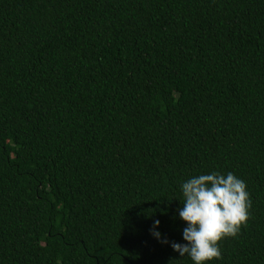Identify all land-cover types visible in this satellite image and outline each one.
I'll use <instances>...</instances> for the list:
<instances>
[{"label": "trees", "instance_id": "trees-1", "mask_svg": "<svg viewBox=\"0 0 264 264\" xmlns=\"http://www.w3.org/2000/svg\"><path fill=\"white\" fill-rule=\"evenodd\" d=\"M248 219L210 264H264V0H0V264H192L183 181Z\"/></svg>", "mask_w": 264, "mask_h": 264}, {"label": "clouds", "instance_id": "clouds-1", "mask_svg": "<svg viewBox=\"0 0 264 264\" xmlns=\"http://www.w3.org/2000/svg\"><path fill=\"white\" fill-rule=\"evenodd\" d=\"M182 207L178 216L185 222L184 243L169 242L156 231L152 235L169 244L180 258L187 257L192 264H210L222 256L219 241L235 237L248 219L251 200L246 183L233 173L210 172L193 176L180 185Z\"/></svg>", "mask_w": 264, "mask_h": 264}]
</instances>
